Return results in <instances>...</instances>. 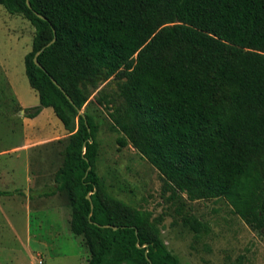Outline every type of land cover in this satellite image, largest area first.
<instances>
[{
	"label": "trees",
	"instance_id": "trees-1",
	"mask_svg": "<svg viewBox=\"0 0 264 264\" xmlns=\"http://www.w3.org/2000/svg\"><path fill=\"white\" fill-rule=\"evenodd\" d=\"M0 6L34 28L25 74L68 135L50 192L66 195L86 264H177L145 217L98 176L99 127L80 112L112 80L119 101L103 95L98 103L120 147L131 145L190 202L224 199L248 226L264 229V0ZM189 223L201 232L199 221Z\"/></svg>",
	"mask_w": 264,
	"mask_h": 264
},
{
	"label": "rangeland",
	"instance_id": "rangeland-1",
	"mask_svg": "<svg viewBox=\"0 0 264 264\" xmlns=\"http://www.w3.org/2000/svg\"><path fill=\"white\" fill-rule=\"evenodd\" d=\"M33 36L27 20L0 6V264H86L66 195L50 192L68 135L52 109L33 112L41 105L24 66ZM103 95L119 101L115 80L93 91L81 112L98 124L96 169L108 193L145 217L177 264H264V229L248 226L224 199L190 202L131 145L120 147L98 103Z\"/></svg>",
	"mask_w": 264,
	"mask_h": 264
},
{
	"label": "water",
	"instance_id": "water-1",
	"mask_svg": "<svg viewBox=\"0 0 264 264\" xmlns=\"http://www.w3.org/2000/svg\"><path fill=\"white\" fill-rule=\"evenodd\" d=\"M54 41H55V39H53L48 45H46V47H48V46H50L51 44H53ZM40 52H42V50H41ZM40 52H39V53H40ZM39 53H37L36 56H35V58H34V62H35V64H36L37 66H40L39 63L37 62V59H36V57H37V55H38ZM52 82H53L55 85H57V83H56L54 80H52ZM57 87H58L59 89H61L58 85H57ZM70 102H71V100H70ZM39 109H43V106H40L39 108H37V109L34 110L33 112H36V111H38ZM80 114L83 115L82 112H80ZM87 197L89 198V196H87ZM114 229L116 230L117 228H114Z\"/></svg>",
	"mask_w": 264,
	"mask_h": 264
},
{
	"label": "built area",
	"instance_id": "built-area-1",
	"mask_svg": "<svg viewBox=\"0 0 264 264\" xmlns=\"http://www.w3.org/2000/svg\"><path fill=\"white\" fill-rule=\"evenodd\" d=\"M40 264H41V262H40Z\"/></svg>",
	"mask_w": 264,
	"mask_h": 264
},
{
	"label": "crops",
	"instance_id": "crops-1",
	"mask_svg": "<svg viewBox=\"0 0 264 264\" xmlns=\"http://www.w3.org/2000/svg\"><path fill=\"white\" fill-rule=\"evenodd\" d=\"M40 110V109H39Z\"/></svg>",
	"mask_w": 264,
	"mask_h": 264
}]
</instances>
